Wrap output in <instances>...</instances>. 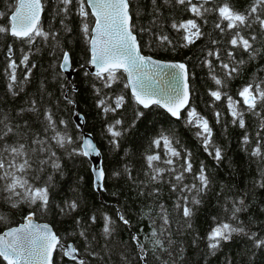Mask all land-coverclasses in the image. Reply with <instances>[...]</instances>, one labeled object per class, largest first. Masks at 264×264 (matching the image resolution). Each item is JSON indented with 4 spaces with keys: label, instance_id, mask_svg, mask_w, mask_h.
<instances>
[{
    "label": "trees",
    "instance_id": "1",
    "mask_svg": "<svg viewBox=\"0 0 264 264\" xmlns=\"http://www.w3.org/2000/svg\"><path fill=\"white\" fill-rule=\"evenodd\" d=\"M128 2L142 54L188 68L177 120L138 106L123 72L89 73L85 0H42L27 39L0 0V234L33 215L79 254L53 264H264V0Z\"/></svg>",
    "mask_w": 264,
    "mask_h": 264
},
{
    "label": "water",
    "instance_id": "2",
    "mask_svg": "<svg viewBox=\"0 0 264 264\" xmlns=\"http://www.w3.org/2000/svg\"><path fill=\"white\" fill-rule=\"evenodd\" d=\"M95 19L90 41L92 74L121 70L126 74L130 92L144 109L158 107L173 119H179L190 104L189 73L185 64L162 62L142 54L131 30L128 0H86ZM43 14L41 0H19L10 17V35L25 39L33 35ZM62 71L72 78L71 61L66 55ZM76 126L83 131L84 119L76 116ZM82 152L91 164L94 190H103L102 155L93 137L83 135ZM69 261L79 259L72 244L63 245L47 224H39L33 215L23 223L0 234V257L8 264H53L57 246Z\"/></svg>",
    "mask_w": 264,
    "mask_h": 264
},
{
    "label": "bare ground",
    "instance_id": "3",
    "mask_svg": "<svg viewBox=\"0 0 264 264\" xmlns=\"http://www.w3.org/2000/svg\"><path fill=\"white\" fill-rule=\"evenodd\" d=\"M77 2V1H76ZM69 11V10H68ZM68 14V13H67ZM131 15V14H130ZM43 16V15H42ZM132 19V18H131ZM94 24H95V21H94ZM94 24H93V26H92V29H91V37H90V41H91V38H92V30H93V27H94ZM6 29V28H5ZM4 30V29H3ZM12 37V36H11ZM90 41H89V52H90V55H91V59H90V63H89V66L87 67V70L89 71V73L92 75V76H105V75H107L109 72H114V71H121V70H110V71H108L106 74H92L91 73V70H92V66H91V60H92V58H93V55L91 54V51H90ZM62 55H63V53H62ZM66 55H68L69 56V58H70V55L68 54V53H65L64 54V56H63V59H64V57L66 56ZM63 59H62V62H63ZM70 61H71V59H70ZM61 67H62V63H61ZM60 67V68H61ZM61 71H62V68H61ZM71 71L73 72V76H74V72H75V70H73L72 69V65H71ZM121 72H123V71H121ZM62 73H63V71H62ZM124 73V72H123ZM66 77H67V75L65 74V73H63ZM124 75H125V78H126V74L124 73ZM73 76H72V78H73ZM68 78V77H67ZM72 78L70 79V80H72ZM69 79V78H68ZM126 82H127V79H126ZM127 86H128V82H127ZM128 89H129V92H130V88H129V86H128ZM130 94H131V92H130ZM131 96H132V94H131ZM133 97V96H132ZM134 98V97H133ZM135 99V98H134ZM135 102H136V100H135ZM137 103V102H136ZM138 106H140V105H138ZM141 107V106H140ZM155 107V106H154ZM142 108V107H141ZM158 108V107H157ZM142 109H144V108H142ZM160 109V108H159ZM146 110V109H145ZM183 113V112H182ZM168 115V114H167ZM169 116V115H168ZM170 117V116H169ZM171 118V117H170ZM180 118V117H179ZM173 119V118H172ZM174 120V119H173ZM177 120V119H176ZM38 223V222H37ZM39 224H44V223H39ZM48 225V224H47ZM50 226V225H49ZM51 227V226H50ZM52 228V227H51ZM52 230H53V228H52ZM54 231V230H53ZM55 233V232H54ZM55 235H56V233H55ZM86 237V236H85ZM208 238H210V237H208ZM179 242H180V240H179ZM181 243V242H180ZM178 245V244H177ZM87 258V257H86ZM89 258V257H88ZM156 261H154V263H155ZM82 264V263H81ZM152 264V263H151Z\"/></svg>",
    "mask_w": 264,
    "mask_h": 264
},
{
    "label": "rangeland",
    "instance_id": "4",
    "mask_svg": "<svg viewBox=\"0 0 264 264\" xmlns=\"http://www.w3.org/2000/svg\"><path fill=\"white\" fill-rule=\"evenodd\" d=\"M128 3H129V2H128ZM191 33H192V34H195L196 32H195V30H194V29H192V30H191ZM192 36H194V35H192ZM245 99H247V100H248V99H251V98H250V97H248V96H246V97H245ZM253 103H254V101H252V102H249V103H247V102H246V104H247L248 106H252V105H253Z\"/></svg>",
    "mask_w": 264,
    "mask_h": 264
}]
</instances>
